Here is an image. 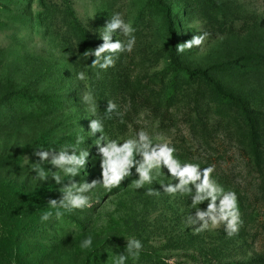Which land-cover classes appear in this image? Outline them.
Instances as JSON below:
<instances>
[{
    "label": "rangeland",
    "instance_id": "1",
    "mask_svg": "<svg viewBox=\"0 0 264 264\" xmlns=\"http://www.w3.org/2000/svg\"><path fill=\"white\" fill-rule=\"evenodd\" d=\"M115 13L135 43L100 69L86 53ZM128 38L119 28L110 36ZM140 131L181 166L213 168L217 207L235 193V234L224 221L200 230L196 213L211 202L205 190L193 203L200 180L169 194L178 178L161 162L137 186L143 149L117 186L103 187L101 149ZM61 150L86 153L83 163H51ZM84 184L94 187L78 192ZM77 194L88 205L56 217L50 203ZM130 238L142 249L126 264H264V0H0V264H112Z\"/></svg>",
    "mask_w": 264,
    "mask_h": 264
},
{
    "label": "clouds",
    "instance_id": "2",
    "mask_svg": "<svg viewBox=\"0 0 264 264\" xmlns=\"http://www.w3.org/2000/svg\"><path fill=\"white\" fill-rule=\"evenodd\" d=\"M104 31L100 34L103 43L93 49L91 52L86 53L87 56L93 55L95 60H93L92 65L98 66L100 69H107L114 65L113 55L122 51L130 52L132 50L133 44L135 43V37L131 35L134 31L132 25L125 22L121 18L119 13L112 15L110 22L106 23L103 27ZM121 29L125 36H128L126 43H122L119 40L113 41L110 39L111 33L116 29ZM204 39L203 35L193 36L190 40L178 45L176 51L183 52L187 48H192L194 46L201 45ZM106 53L103 57V63H100L101 54ZM77 78L80 80L85 79V74L83 72H78ZM91 99L90 97L88 98ZM116 108V105L109 101L107 106V111L111 112ZM91 128L93 130L101 129L102 125L100 121H92ZM151 141L148 135L144 131H140L136 134L135 138L124 141V143L118 146L116 141H109L107 146L102 148V152L108 159L105 161L103 167V182L102 185L106 190L118 185V182L125 174L127 167L133 163V149L136 151H141L143 155V163L140 164L138 172L140 175V180H138L137 186L142 185L144 182H150L154 179L153 170L160 169L161 162L167 167L171 176L178 178V183L173 186L171 184L164 186V191L169 194H174L179 189L181 192L188 191V185L190 182H195L200 180V183L196 185L197 194L193 199V203L202 201L205 197L201 196L200 193L205 192V195L211 197V202L208 204L206 211L198 210L196 213L197 219L202 221L199 225L200 230L208 227L209 221L216 225L218 221L226 222V232L227 235L232 236L237 231V225L239 221V214L236 207V196L235 193L229 192L222 195L219 201V206L216 205V200L218 195L222 192V189L218 188L213 182L209 180V174L213 171L211 166L199 169L198 165L186 163L183 166L174 159L172 147L166 144L156 145L149 149ZM39 156L41 160H44L48 153L45 151H40ZM86 153L81 152L79 155L72 153L67 154L65 150L59 151V154L54 156L51 163L55 165L63 166L64 164L80 165L83 163V159ZM65 174H74L75 167H68L64 169ZM40 178L45 177V172L42 170L37 171ZM55 179L59 181V176ZM94 185L84 184L78 189V192L85 191ZM149 191V195H151ZM88 205V197L82 195H73L65 201H61L57 205L54 201L50 203L52 209H55V216L60 217L65 212H71L73 209H81ZM63 210V211H62ZM53 215L51 211H46L41 214V221H46L49 216ZM195 223V221H194ZM81 250L91 249L92 247V236L89 235L85 237L79 244ZM142 249V243L139 239L130 238L128 243L125 245L124 255H116L113 258L112 264H126V261L131 258L132 260H137L140 256Z\"/></svg>",
    "mask_w": 264,
    "mask_h": 264
}]
</instances>
